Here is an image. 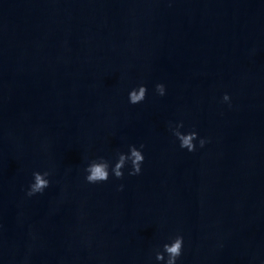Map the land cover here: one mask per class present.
I'll return each mask as SVG.
<instances>
[{"label": "water", "instance_id": "1", "mask_svg": "<svg viewBox=\"0 0 264 264\" xmlns=\"http://www.w3.org/2000/svg\"><path fill=\"white\" fill-rule=\"evenodd\" d=\"M133 144L139 175L85 180ZM177 234V264H264V0H0V264H165Z\"/></svg>", "mask_w": 264, "mask_h": 264}, {"label": "clouds", "instance_id": "2", "mask_svg": "<svg viewBox=\"0 0 264 264\" xmlns=\"http://www.w3.org/2000/svg\"><path fill=\"white\" fill-rule=\"evenodd\" d=\"M156 92L163 96L166 94V85L164 83H158L156 85ZM148 93L147 85L140 84L138 87L131 89L129 92V102L131 104H138L146 99ZM231 97L228 93L223 96V101L230 102ZM169 127L173 135L180 141V147L187 149L189 152H194L197 149L196 141L199 139V146L202 148L208 143L206 138L199 137V133L195 130L187 133L181 131L184 127L183 121L176 124L170 122ZM144 145L139 147L136 145H130L127 152H118L116 162L113 165L112 162L104 157H97L92 159L87 167L84 169L86 176L85 180L88 183L96 184L100 182L108 181L110 175H114L117 179L124 177V169L130 163L131 168L129 175H139L142 172V165L145 160V155L142 149ZM52 175L50 170L33 172V180L29 185L26 195L28 197L34 196L37 193H43L46 188L50 186L49 177ZM124 185L119 186L120 190H123ZM184 250V236L177 234L171 238L170 242L163 244V250L156 249L155 259L157 261H163L165 264H177L178 259L182 256Z\"/></svg>", "mask_w": 264, "mask_h": 264}]
</instances>
